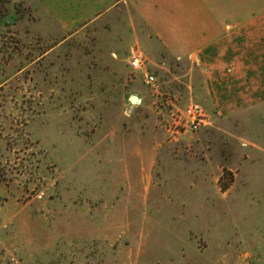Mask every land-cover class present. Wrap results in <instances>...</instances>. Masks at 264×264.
<instances>
[{"label":"rangeland","instance_id":"obj_1","mask_svg":"<svg viewBox=\"0 0 264 264\" xmlns=\"http://www.w3.org/2000/svg\"><path fill=\"white\" fill-rule=\"evenodd\" d=\"M203 89L132 4L2 0L0 264H264V103L219 114ZM195 103L209 126L166 130Z\"/></svg>","mask_w":264,"mask_h":264},{"label":"crops","instance_id":"obj_2","mask_svg":"<svg viewBox=\"0 0 264 264\" xmlns=\"http://www.w3.org/2000/svg\"><path fill=\"white\" fill-rule=\"evenodd\" d=\"M119 4H132L167 52L201 73L212 110L264 103V0H77V22Z\"/></svg>","mask_w":264,"mask_h":264},{"label":"built area","instance_id":"obj_3","mask_svg":"<svg viewBox=\"0 0 264 264\" xmlns=\"http://www.w3.org/2000/svg\"><path fill=\"white\" fill-rule=\"evenodd\" d=\"M129 65L134 71H142L144 82L147 85L154 86L156 84V75L145 67L140 55L134 53L130 58ZM209 125L210 116L201 105L195 103L171 116V121L166 123L165 128L172 133L183 134L188 131L196 132Z\"/></svg>","mask_w":264,"mask_h":264},{"label":"trees","instance_id":"obj_4","mask_svg":"<svg viewBox=\"0 0 264 264\" xmlns=\"http://www.w3.org/2000/svg\"><path fill=\"white\" fill-rule=\"evenodd\" d=\"M2 0H0V2H1ZM3 168H4V170H3V172L0 174V178L2 179V180H7V178L9 179V178H11V180L12 179H15V178H18V176H20V175H17V173L12 169V167H9L8 169L3 165ZM11 168V169H10ZM28 168V166H26V169ZM8 172H9V174H8ZM26 172H28V171H26ZM8 174V175H7ZM224 188H226V186L224 187Z\"/></svg>","mask_w":264,"mask_h":264},{"label":"water","instance_id":"obj_5","mask_svg":"<svg viewBox=\"0 0 264 264\" xmlns=\"http://www.w3.org/2000/svg\"><path fill=\"white\" fill-rule=\"evenodd\" d=\"M139 103V97L137 95H133L131 98H130V106H129V109H128V113L131 114L134 110V107L136 104Z\"/></svg>","mask_w":264,"mask_h":264}]
</instances>
